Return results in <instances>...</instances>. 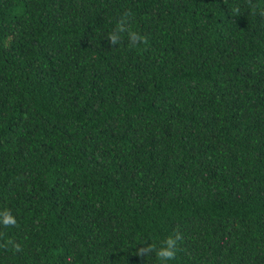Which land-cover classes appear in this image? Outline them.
Here are the masks:
<instances>
[{"label": "trees", "instance_id": "trees-1", "mask_svg": "<svg viewBox=\"0 0 264 264\" xmlns=\"http://www.w3.org/2000/svg\"><path fill=\"white\" fill-rule=\"evenodd\" d=\"M3 208L0 264H264V0H0Z\"/></svg>", "mask_w": 264, "mask_h": 264}, {"label": "clouds", "instance_id": "clouds-1", "mask_svg": "<svg viewBox=\"0 0 264 264\" xmlns=\"http://www.w3.org/2000/svg\"><path fill=\"white\" fill-rule=\"evenodd\" d=\"M233 11H239V9H233ZM124 31V25L117 23L116 28L108 33L106 39L113 45H117L121 39L120 33ZM128 39L130 43H136L139 40H143L144 37L134 31L128 32ZM17 223L16 217L12 211L8 208L0 209V225L2 226H14ZM181 239L180 233L173 232L163 237H156L143 241L140 247L137 249V255H153L155 258V264H172L175 260L178 252V242ZM12 247L19 250L20 245L14 241H9Z\"/></svg>", "mask_w": 264, "mask_h": 264}]
</instances>
